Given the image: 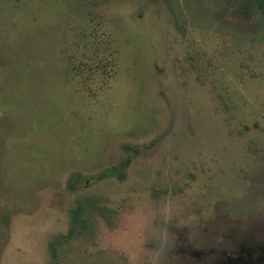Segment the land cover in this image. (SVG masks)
<instances>
[{"label": "rangeland", "instance_id": "obj_1", "mask_svg": "<svg viewBox=\"0 0 264 264\" xmlns=\"http://www.w3.org/2000/svg\"><path fill=\"white\" fill-rule=\"evenodd\" d=\"M250 263L264 0H0V264Z\"/></svg>", "mask_w": 264, "mask_h": 264}, {"label": "flooded vegetation", "instance_id": "obj_2", "mask_svg": "<svg viewBox=\"0 0 264 264\" xmlns=\"http://www.w3.org/2000/svg\"><path fill=\"white\" fill-rule=\"evenodd\" d=\"M253 249H258V248H255V247H254ZM249 250H252V249H249ZM252 251H253V250H252ZM249 252H250V251H248V252L245 251L244 253H249ZM258 257H259V256H258ZM251 259H252V258H251ZM250 264H251V263H250Z\"/></svg>", "mask_w": 264, "mask_h": 264}]
</instances>
